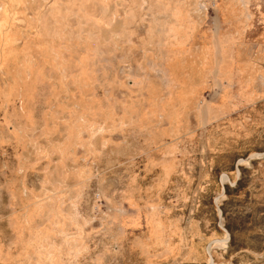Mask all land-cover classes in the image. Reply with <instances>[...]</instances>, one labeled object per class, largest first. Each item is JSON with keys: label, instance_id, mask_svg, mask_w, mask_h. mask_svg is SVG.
<instances>
[{"label": "rangeland", "instance_id": "1", "mask_svg": "<svg viewBox=\"0 0 264 264\" xmlns=\"http://www.w3.org/2000/svg\"><path fill=\"white\" fill-rule=\"evenodd\" d=\"M0 264H264V0H0Z\"/></svg>", "mask_w": 264, "mask_h": 264}]
</instances>
